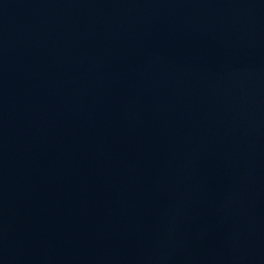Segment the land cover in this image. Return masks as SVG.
<instances>
[{
    "label": "water",
    "instance_id": "water-1",
    "mask_svg": "<svg viewBox=\"0 0 264 264\" xmlns=\"http://www.w3.org/2000/svg\"><path fill=\"white\" fill-rule=\"evenodd\" d=\"M0 264H264V0H0Z\"/></svg>",
    "mask_w": 264,
    "mask_h": 264
}]
</instances>
